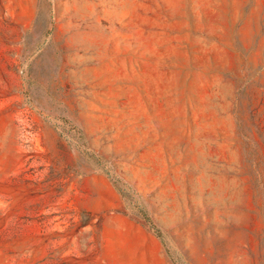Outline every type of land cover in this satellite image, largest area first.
Returning a JSON list of instances; mask_svg holds the SVG:
<instances>
[{"label": "rangeland", "instance_id": "374dc122", "mask_svg": "<svg viewBox=\"0 0 264 264\" xmlns=\"http://www.w3.org/2000/svg\"><path fill=\"white\" fill-rule=\"evenodd\" d=\"M0 264H264V0H0Z\"/></svg>", "mask_w": 264, "mask_h": 264}, {"label": "trees", "instance_id": "16d2710c", "mask_svg": "<svg viewBox=\"0 0 264 264\" xmlns=\"http://www.w3.org/2000/svg\"><path fill=\"white\" fill-rule=\"evenodd\" d=\"M143 215H144V217H145V219L147 220V221H151L150 219H149V217H148V215L145 213V212H143Z\"/></svg>", "mask_w": 264, "mask_h": 264}]
</instances>
